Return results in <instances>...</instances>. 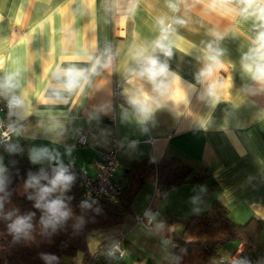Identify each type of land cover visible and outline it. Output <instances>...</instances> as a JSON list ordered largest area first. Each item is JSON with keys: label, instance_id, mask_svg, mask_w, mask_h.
<instances>
[{"label": "crops", "instance_id": "0c3cea01", "mask_svg": "<svg viewBox=\"0 0 264 264\" xmlns=\"http://www.w3.org/2000/svg\"><path fill=\"white\" fill-rule=\"evenodd\" d=\"M171 2L175 11L170 0H0V80L19 72L15 94L24 98L29 113L22 123L37 136L35 141H20L26 155L33 143L48 142L41 125L51 118L64 125V145L73 149L71 156L63 155L65 164L90 177H95V163L110 148L112 135L116 179L121 182L140 157L155 165L178 160L205 177L164 194L153 179H145L123 222L89 239L95 250L103 240L122 237V258L105 264H175L171 248L182 242L188 216L206 211L215 201L227 208L234 223L252 217L264 220V93L240 94L247 82L240 58L255 36L254 21L241 14L238 0ZM161 19L171 26L173 56L168 62L177 77L176 99L157 109L144 131L134 120L122 119L123 111L131 110L128 94L143 83L131 78L128 69L135 66L139 51L151 52L161 34ZM213 33L222 39L216 40ZM208 43L223 51V67L213 76L224 84L223 101L214 108L203 98L206 85L196 80ZM105 53V58L111 57L107 68L90 75L71 94L52 96L59 83L54 78L57 68L86 69ZM80 136H85L84 146L77 144ZM132 141L135 147L130 148ZM0 156L5 165L12 158L4 149ZM193 197L198 198L196 204ZM145 212L152 219L150 229L134 223V216ZM261 243L264 252V232ZM242 248L226 244L222 259ZM73 264H80V257Z\"/></svg>", "mask_w": 264, "mask_h": 264}, {"label": "clouds", "instance_id": "9594fccd", "mask_svg": "<svg viewBox=\"0 0 264 264\" xmlns=\"http://www.w3.org/2000/svg\"><path fill=\"white\" fill-rule=\"evenodd\" d=\"M217 0H213L215 4ZM221 4H227L230 0H219ZM241 5L240 11L245 18L254 21L257 29L251 41V46L240 58V69L247 82L240 89L241 95H255L264 93V0H238ZM169 7L176 10L175 3L170 0ZM161 26L160 36L153 42L151 52L139 51L135 57V66L128 69L131 78L138 79L143 83L134 91L128 94V103L131 110H124L122 119L125 121L134 120L146 131L145 125L152 121L157 109L163 107L170 99H176L175 85L177 77L170 69L169 60L173 56V48L170 42L171 26L166 25L163 19L158 22ZM176 23L183 24V20ZM216 40L222 39L219 33H213ZM223 51L208 43L203 59V67L196 76V80L203 88V98L211 107H215L223 101L222 80L213 79L214 74L222 69L221 57ZM101 54L92 59L89 68H57L54 78L59 82L53 86L52 96L61 99L62 93L71 94L86 83L90 75H96L102 68H107L111 57ZM19 72L10 73L0 80V95L7 98V107L10 115L14 117L7 125L0 126V147L9 155H20L25 152L21 140L35 141L36 133L29 134L28 128L22 123L29 113L25 110V100L21 95H16L15 90L19 87ZM145 85L150 86L149 91ZM231 88V84L229 85ZM128 90H126L127 92ZM43 134L47 138L46 144H32L27 149V156L31 164L42 165L38 171L29 170L23 181L24 192L27 199L33 201V207L40 211L39 235L51 237L66 222L73 218L72 209L68 201L71 199L65 194L69 192L75 183L76 176L71 170V164H65L63 155L71 156L72 146L64 145L67 130L64 125L55 119H51L47 125H41ZM64 145V153H61L60 146ZM135 147V141L128 145ZM15 164V161H11ZM50 169V170H49ZM11 183L10 169L4 163L3 156H0V220L6 222L7 232L12 237L13 243L21 241H32L35 239L34 224L35 212L20 214L19 209L11 208L6 210V203L10 202L12 193L9 191ZM192 202H198L197 197ZM82 208H91L87 201L81 203ZM195 210V209H194ZM85 221L83 216L75 218L72 227L79 231ZM120 252L117 244L111 245L106 255L114 258ZM122 256L123 253L120 252ZM40 259L44 264H59V258L54 254L40 253ZM235 264H246L241 260Z\"/></svg>", "mask_w": 264, "mask_h": 264}, {"label": "trees", "instance_id": "16d2710c", "mask_svg": "<svg viewBox=\"0 0 264 264\" xmlns=\"http://www.w3.org/2000/svg\"><path fill=\"white\" fill-rule=\"evenodd\" d=\"M11 161H15V164H11ZM6 166L10 169L9 191L12 195L5 208L19 209L20 214L35 212L36 231L34 240L13 243L6 222L0 220V264H44L40 253L54 254L59 258V264H73V260L78 257L80 264H105L110 261L106 248L116 237L101 241L95 250L90 247L89 239L123 222L131 213L137 188L145 179H153L159 193L164 194L183 184L198 183L205 178L178 160L171 159L155 165L149 159L140 157L127 169L116 202L108 198L93 202L81 196L80 171L71 164L76 180L65 195L71 198L68 203L73 218L51 237H43L39 235L41 213L33 207V201L27 199L23 189L27 172L38 171L42 165L31 164L25 148L23 154L12 155L6 161ZM20 189H23L21 193ZM83 201H87L91 208H82ZM79 216H83L85 223L79 231H74L72 225ZM262 232L264 220L252 217L244 224L234 223L228 216L227 208L215 201L206 211L188 216L181 236L182 242L171 248V255L175 264H225L227 260L222 259V251L226 244L238 243L243 247L241 256L249 257L262 251ZM97 259H100L99 262Z\"/></svg>", "mask_w": 264, "mask_h": 264}, {"label": "built area", "instance_id": "2783aa9c", "mask_svg": "<svg viewBox=\"0 0 264 264\" xmlns=\"http://www.w3.org/2000/svg\"><path fill=\"white\" fill-rule=\"evenodd\" d=\"M14 117L10 115L7 107V99L0 96V126L7 125ZM110 148L103 154L100 161L95 163L96 175L90 177L85 171H80V185H81V196L93 202L99 199L108 198L113 202H116L120 191L122 190V182L116 179V172L118 168L117 162V145L116 139L112 135L109 139ZM79 146L86 144L85 136H80L77 139ZM3 147H0V151ZM134 223L136 226H140L146 229H150L152 226V219L148 212L142 215L134 216ZM122 237H116L111 244L106 248V252L109 250L111 245L117 244L120 252L123 253L121 248ZM120 252H117L114 258H108L111 261H119L122 256ZM245 261L246 264H264V252L255 253L249 257H242L241 251L236 252L232 255L225 264H235L238 261Z\"/></svg>", "mask_w": 264, "mask_h": 264}, {"label": "rangeland", "instance_id": "374dc122", "mask_svg": "<svg viewBox=\"0 0 264 264\" xmlns=\"http://www.w3.org/2000/svg\"><path fill=\"white\" fill-rule=\"evenodd\" d=\"M22 190H23V189H20V193L22 192ZM118 237H119V236H118ZM67 260L70 261V259H67ZM74 260H75V259H74ZM74 260H73V262H74ZM71 261H72V260H71Z\"/></svg>", "mask_w": 264, "mask_h": 264}]
</instances>
